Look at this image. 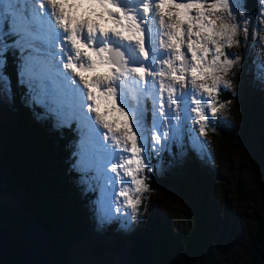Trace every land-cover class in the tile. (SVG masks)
Masks as SVG:
<instances>
[{
	"label": "snow or ice",
	"instance_id": "6c2138e0",
	"mask_svg": "<svg viewBox=\"0 0 264 264\" xmlns=\"http://www.w3.org/2000/svg\"><path fill=\"white\" fill-rule=\"evenodd\" d=\"M250 33L264 46V0H0V94L11 57L37 119L76 133L70 168L99 187L98 223L114 203L134 220L154 155L204 151L231 104L241 57L228 49Z\"/></svg>",
	"mask_w": 264,
	"mask_h": 264
},
{
	"label": "rangeland",
	"instance_id": "374dc122",
	"mask_svg": "<svg viewBox=\"0 0 264 264\" xmlns=\"http://www.w3.org/2000/svg\"><path fill=\"white\" fill-rule=\"evenodd\" d=\"M255 3L253 0L251 5ZM240 39V47L228 49L241 57L240 64L228 77L232 88L222 91L220 97L231 104L218 115L215 131L200 138L207 141L204 151L189 146L182 153H176L173 148L176 154L165 151L153 156L149 179L153 175L164 176V172L171 177L185 174L189 179L188 192H181L176 186L158 191L150 187L134 220L129 218L130 209H117L114 203V219L101 225L96 219L94 203L101 195L99 187L89 191L93 193L91 198H84L86 185L79 182L80 174L74 172L69 191L72 193L76 187V194L81 197L77 215L82 224L79 222L74 229L68 264H102L104 260L107 264H126L129 236L138 234V237L148 227L155 232L158 224L166 227L172 237L183 233L187 226L201 230V255L206 254V260L189 264H254L258 259L264 225V81L258 77L259 66L264 63V46L251 33L247 41L243 36ZM11 96V93L0 94V124L12 122L15 117ZM33 119L41 123L37 117ZM52 121V129H56ZM36 184L41 191V183ZM14 191L1 190V208L14 219L28 216L32 209L30 197L26 192ZM68 217L69 213L65 212L64 220ZM23 222L27 221L21 222L20 230L14 227L12 230L24 234ZM110 225L114 229L108 234ZM115 237L120 244L118 253L111 251Z\"/></svg>",
	"mask_w": 264,
	"mask_h": 264
},
{
	"label": "trees",
	"instance_id": "16d2710c",
	"mask_svg": "<svg viewBox=\"0 0 264 264\" xmlns=\"http://www.w3.org/2000/svg\"><path fill=\"white\" fill-rule=\"evenodd\" d=\"M6 72L13 84L11 105L15 117L12 122L0 124V170L5 178L0 192L3 189L11 193H15L14 190L26 192L31 199L32 209L28 216L14 219L0 206V218L7 217L15 230H20L22 221H31L38 216L43 218L52 233L55 264H68L67 254L75 239L74 229L78 228L79 222L82 224L77 215L81 197L76 194V187L72 193L69 191L75 178L70 164L76 133L67 128L52 129L51 119L41 120L40 124L35 122L33 118L37 117L36 114L43 115L44 112L42 107L27 102L26 87L17 86V72L11 57ZM37 182L41 183V191L37 190ZM148 183L151 189L157 191L174 186L185 193L189 189V179L185 174L171 177L164 172L161 177L153 175ZM83 195L89 199L93 193L86 191ZM65 212L69 213V217L64 220ZM109 227L111 230L106 231L108 234L114 225ZM154 229L155 232L148 227L138 237V234L129 236L126 264H189L206 260V254L201 255V230L195 226H187L183 233L174 237L161 224ZM113 233L117 235L115 231ZM260 233L259 251L264 246V225ZM112 244L114 248L111 251L118 253L120 244L117 237L112 238ZM258 259L254 264H259Z\"/></svg>",
	"mask_w": 264,
	"mask_h": 264
},
{
	"label": "water",
	"instance_id": "95a60500",
	"mask_svg": "<svg viewBox=\"0 0 264 264\" xmlns=\"http://www.w3.org/2000/svg\"><path fill=\"white\" fill-rule=\"evenodd\" d=\"M252 2H248L250 6ZM4 181L0 170V186ZM6 218H0V264H55L52 238L43 218L38 216L23 222L24 234L12 230L13 224ZM258 258L259 264H264V246L258 252ZM106 261L102 264H107Z\"/></svg>",
	"mask_w": 264,
	"mask_h": 264
}]
</instances>
